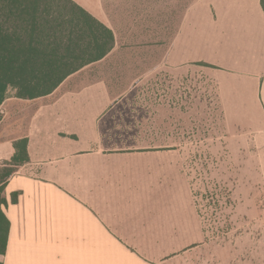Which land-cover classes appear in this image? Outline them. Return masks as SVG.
<instances>
[{
  "label": "crops",
  "instance_id": "0c3cea01",
  "mask_svg": "<svg viewBox=\"0 0 264 264\" xmlns=\"http://www.w3.org/2000/svg\"><path fill=\"white\" fill-rule=\"evenodd\" d=\"M71 1L112 32L114 46L52 94L22 100L8 91L0 104V165L19 140L29 158L5 187L0 264H174L202 242L186 187L194 167L173 146L124 135L177 121L188 104L180 81L201 75L215 83L231 126L261 131L264 198L261 0ZM137 113L155 126H110Z\"/></svg>",
  "mask_w": 264,
  "mask_h": 264
},
{
  "label": "rangeland",
  "instance_id": "374dc122",
  "mask_svg": "<svg viewBox=\"0 0 264 264\" xmlns=\"http://www.w3.org/2000/svg\"><path fill=\"white\" fill-rule=\"evenodd\" d=\"M179 95L186 96L188 104L180 107L177 121L164 120L163 131L124 135L130 143L173 146L179 159L194 167L186 187L202 242L194 249H181L174 264H264V198L257 143L261 131L231 126L217 102L215 83L201 75L180 81ZM92 116L86 120L94 121ZM141 116L114 118L110 126H155L153 119Z\"/></svg>",
  "mask_w": 264,
  "mask_h": 264
},
{
  "label": "trees",
  "instance_id": "16d2710c",
  "mask_svg": "<svg viewBox=\"0 0 264 264\" xmlns=\"http://www.w3.org/2000/svg\"><path fill=\"white\" fill-rule=\"evenodd\" d=\"M261 6L264 11V0ZM113 46L112 32L71 0H0V104L8 91L22 100L52 94ZM14 149L11 160L0 165V256L10 229L3 211L5 187L29 160L25 139L15 142Z\"/></svg>",
  "mask_w": 264,
  "mask_h": 264
}]
</instances>
